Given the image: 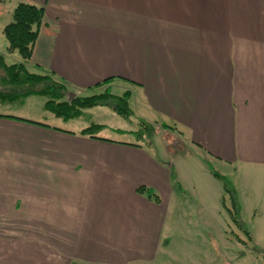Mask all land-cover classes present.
I'll return each mask as SVG.
<instances>
[{
    "label": "crops",
    "instance_id": "crops-1",
    "mask_svg": "<svg viewBox=\"0 0 264 264\" xmlns=\"http://www.w3.org/2000/svg\"><path fill=\"white\" fill-rule=\"evenodd\" d=\"M18 1L0 0V49ZM24 1L45 7L31 70L50 71L72 90L120 76L136 87L137 114L172 126L169 137L178 133L195 155L206 192H220L209 165H227L239 193L255 192L247 207L242 197L241 211L260 203L264 0ZM4 114L19 116L0 112V264H156L176 201L170 169L145 144Z\"/></svg>",
    "mask_w": 264,
    "mask_h": 264
},
{
    "label": "rangeland",
    "instance_id": "rangeland-1",
    "mask_svg": "<svg viewBox=\"0 0 264 264\" xmlns=\"http://www.w3.org/2000/svg\"><path fill=\"white\" fill-rule=\"evenodd\" d=\"M2 44L7 45L5 38H3ZM6 45L4 50L0 49V52L7 54L8 62L12 63L14 57L6 52ZM69 91L76 92L75 97L78 95L89 96L105 91L118 96L129 93L133 99L132 104V99L130 101V107L132 105L134 107L129 113L121 114L108 105L100 104L87 107L77 105V109H79L77 115L73 118H66L65 116L57 117L45 108L44 105L48 99L46 96L34 95L27 101L23 97L11 98L7 96L0 98V112L16 113L20 117L77 131L78 134L88 127L102 125L104 128L98 134L102 137L145 144L149 153L170 169V181L173 189L171 197L176 201L175 206L170 207L167 213L163 229L165 239L162 245L164 244L167 249L160 253L156 264H264V224L262 227L259 224L260 216H263L262 223H264V192L260 194V203H254V211L249 209L246 213L241 211L242 226H239L234 220L232 204L229 195L225 193L223 181L216 180L219 193L214 192L217 187H214L215 189L213 188L210 194L206 192L205 188L207 187L208 190L210 185L202 175L193 173L197 168L196 157L189 151L187 145H185V149L179 143L181 141L179 134L175 133L179 138L169 137V134L174 135L171 132V126H163L164 122L161 121L149 123L137 114L136 106L140 100L134 85L116 79L96 88L76 90L69 88ZM75 97L68 101H73ZM104 123L119 127V131L116 132L112 128L105 127ZM151 128H154V145L150 144L152 141L149 138ZM125 130L130 131L129 134L124 133ZM24 166H22L23 169L28 168L27 164ZM174 167L177 168L178 173ZM22 168L21 171H28ZM209 168L223 170L229 174L227 175L229 180L234 182V176L230 175V166H220L214 163L211 167L209 165ZM178 174H180L181 182ZM194 185H196V189ZM257 188L261 189L264 186ZM144 192L146 196L150 195L156 200L155 195H152L148 190ZM161 192L165 193L166 188L158 193ZM237 194L239 201L244 197L242 202L246 204V207L248 206L247 201L248 203L256 202L254 200L255 192L252 195L251 192L240 191L239 193L237 191ZM240 205L243 208L241 202Z\"/></svg>",
    "mask_w": 264,
    "mask_h": 264
},
{
    "label": "trees",
    "instance_id": "trees-1",
    "mask_svg": "<svg viewBox=\"0 0 264 264\" xmlns=\"http://www.w3.org/2000/svg\"><path fill=\"white\" fill-rule=\"evenodd\" d=\"M44 14L45 7L43 5L24 0L18 1L12 9L11 19L5 25L3 33L8 43V52H16L21 60L9 63L6 55L0 53V98L10 96L11 98L23 97L26 99L29 95L46 96L48 99L45 102V108L54 113L57 117L65 116L66 118H73L77 115L79 110L77 109V105L79 107L100 104L108 105L115 108V110L121 114H126V112L129 113L133 110L132 107H130L132 97L129 93L118 96L105 91L89 96L78 95L73 101H68L65 97L68 95L69 87L63 80L55 78L52 72L41 68L40 70L30 69V65H32L31 58L33 48L41 28L44 25ZM117 77L121 78L120 76H111L91 88H96L102 84L116 80ZM62 98L63 100H61ZM3 116L15 117L33 124L75 133L74 131L62 129L39 120L8 114H4ZM97 126L88 127L82 130L80 134L93 138L110 140L109 138L98 135L104 127L102 125ZM163 126L170 127V125L166 123H164ZM150 130L149 138L152 139L150 144L154 145V128ZM212 172L223 181L224 189L229 195L232 204L233 212H231L234 215V220L239 226H242L240 220L241 205L234 185L226 176L220 174L218 171L212 169ZM145 190L150 192V189L145 186L138 188L139 192H144Z\"/></svg>",
    "mask_w": 264,
    "mask_h": 264
},
{
    "label": "water",
    "instance_id": "water-1",
    "mask_svg": "<svg viewBox=\"0 0 264 264\" xmlns=\"http://www.w3.org/2000/svg\"><path fill=\"white\" fill-rule=\"evenodd\" d=\"M76 95H77L76 92H74V91H69V92H68L67 100H71V99H73Z\"/></svg>",
    "mask_w": 264,
    "mask_h": 264
}]
</instances>
